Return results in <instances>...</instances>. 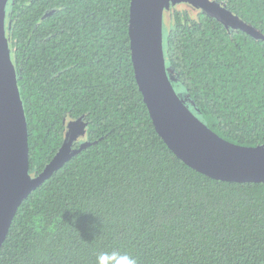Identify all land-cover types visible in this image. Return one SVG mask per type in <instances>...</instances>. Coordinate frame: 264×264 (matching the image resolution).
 Returning a JSON list of instances; mask_svg holds the SVG:
<instances>
[{"label":"trees","instance_id":"1","mask_svg":"<svg viewBox=\"0 0 264 264\" xmlns=\"http://www.w3.org/2000/svg\"><path fill=\"white\" fill-rule=\"evenodd\" d=\"M221 1L264 33V0ZM130 5L9 0L30 172L44 170L71 120L88 123L75 147L91 143L22 201L0 264H97L113 252L137 264H264V181L213 178L169 148L135 76ZM193 9L175 10L164 33L175 88L220 136L264 144V40Z\"/></svg>","mask_w":264,"mask_h":264},{"label":"water","instance_id":"2","mask_svg":"<svg viewBox=\"0 0 264 264\" xmlns=\"http://www.w3.org/2000/svg\"><path fill=\"white\" fill-rule=\"evenodd\" d=\"M0 0V248L22 201L91 142L75 147L88 125L82 117L67 123V136L44 170L29 167L28 124L18 72L7 33V6ZM188 3L221 22L231 33L241 29L255 39L264 33L221 0H131L130 46L135 76L158 133L184 162L216 179L264 181V144L246 146L220 136L187 104L173 84L164 49V11ZM53 10H48L44 17Z\"/></svg>","mask_w":264,"mask_h":264},{"label":"rangeland","instance_id":"3","mask_svg":"<svg viewBox=\"0 0 264 264\" xmlns=\"http://www.w3.org/2000/svg\"><path fill=\"white\" fill-rule=\"evenodd\" d=\"M175 10H183V11L189 10L192 12H196V10L193 9V6H191L188 3H180V4H177L176 6H172V7L165 9L164 11V33H166L168 31V28L172 25L171 19H172V14ZM171 75L173 77V81H176L177 78L175 77V74L173 73V71H171ZM180 93L182 97L184 98V100H186L187 102V98L185 97L184 92H180ZM188 101H189V98H188Z\"/></svg>","mask_w":264,"mask_h":264},{"label":"clouds","instance_id":"4","mask_svg":"<svg viewBox=\"0 0 264 264\" xmlns=\"http://www.w3.org/2000/svg\"><path fill=\"white\" fill-rule=\"evenodd\" d=\"M112 257H117L119 260V264H137L136 258H134L133 256L127 253H120V252L99 254L97 256V264H105V261Z\"/></svg>","mask_w":264,"mask_h":264}]
</instances>
